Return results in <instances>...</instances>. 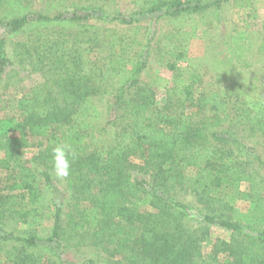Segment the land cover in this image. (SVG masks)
<instances>
[{
    "label": "trees",
    "instance_id": "1",
    "mask_svg": "<svg viewBox=\"0 0 264 264\" xmlns=\"http://www.w3.org/2000/svg\"><path fill=\"white\" fill-rule=\"evenodd\" d=\"M181 3L161 0L151 12L166 8L162 16L178 17L187 11ZM142 15L122 17L115 27L91 24L87 16L32 13L1 23L10 33L27 34L12 58L0 42V104L8 110L0 119V224L12 217L28 227L25 236H15L0 225V242L17 244L7 252L10 264H42L29 252L38 246L33 228L44 209L36 181L40 178L50 193L57 190L52 149L65 142L76 154L66 179L74 198L55 212L45 240L54 254L55 249L79 251L92 245L110 261L117 259L113 264H221V256L227 264H264V161L240 138L245 130L264 137V94L251 106L226 101L219 93L195 98L201 79L193 74L187 78L173 62L174 83L159 107L154 89L141 79L148 60L143 48L152 42L150 33H157L140 22ZM65 21L75 28L50 35L35 29ZM171 39L162 30L157 43ZM103 46L107 57L96 69L94 60ZM135 58L130 77L117 88L119 74ZM24 69L43 81L9 98L10 83ZM88 98L112 101L111 125L117 126L112 139L103 131L81 128L76 116ZM189 109L196 110L197 120L183 125ZM28 148L38 150L33 169H25L19 158ZM253 165L263 174L250 171ZM242 184L248 185L247 191L241 190ZM178 193L193 196L197 208L204 210L197 228L186 227L192 209L174 201ZM237 200L253 207L248 224L235 219ZM138 201L153 211L141 212ZM213 226L232 237L230 242L215 240L206 256L202 244L211 240Z\"/></svg>",
    "mask_w": 264,
    "mask_h": 264
},
{
    "label": "rangeland",
    "instance_id": "2",
    "mask_svg": "<svg viewBox=\"0 0 264 264\" xmlns=\"http://www.w3.org/2000/svg\"><path fill=\"white\" fill-rule=\"evenodd\" d=\"M161 0H0V42H5L8 57L12 58L13 51L21 39L27 37L25 33H10L9 28L1 23H7L24 14L71 17L74 15L87 16L91 24L115 27L118 19L131 17L134 13L143 12L138 17L144 26L154 28L157 32L149 39L152 42L143 48L144 57L147 56V66L141 79L149 83L155 91L159 107L166 103V90L173 86L175 74L171 70L173 62L178 69L187 73V78L192 74L201 79V84L195 86V98L202 93H219L220 96L231 102H240L251 106L258 95L264 94L262 77L264 75V52L260 48L264 38V0H178L183 11L178 17L162 16L163 8L159 12H151L154 5ZM163 2L169 0H162ZM168 5V9H169ZM199 7L190 10L192 7ZM174 7L171 9L173 10ZM189 9V10H188ZM181 11V10H180ZM35 29L44 35L53 34L59 30L63 32L75 28L72 22L54 23L49 26L36 25ZM165 30L172 34L171 40H162L157 43L160 31ZM153 31V32H154ZM37 33V32H36ZM25 34V35H24ZM159 34V35H158ZM107 57L106 46L101 47L94 60V66L99 69ZM138 58L130 62L117 80L116 87H120L130 77L131 71ZM17 68V66H14ZM5 80L7 78L5 77ZM43 78L39 74H31L29 70H22L20 77H15L7 89L8 97L12 98L23 93L24 89L39 85ZM191 82V81H190ZM200 82V81H199ZM4 91L1 84L0 93ZM1 95V94H0ZM112 101L109 98H88L80 107L76 116L85 131H103L106 138L112 139L117 126L111 125ZM0 104V119L8 115L7 108ZM197 120L196 110L189 109L182 117L183 125ZM241 142L252 147L261 160L264 161V137L254 136L251 130L240 133ZM36 148H28L21 152L20 159L25 169L34 168L33 158L37 154ZM239 156L240 153H237ZM242 157V156H241ZM244 158V157H243ZM250 161L251 159L247 158ZM134 163H141V159L133 157ZM250 171L261 173L256 166H251ZM52 181L56 187L50 193L37 178V185L43 192L41 210L43 219L33 228L38 235V246L29 252L38 257L42 264H113L117 259L110 261L105 253L98 247L88 245L83 249L64 250L55 249L45 241L54 225V216L57 207L73 200L74 195L66 188V180H59L52 173ZM248 185L242 184L241 190L247 191ZM174 201L191 207V214L186 220V227L195 229L203 223L204 210L197 208L194 197L189 194L178 193L173 195ZM135 206L141 212L153 211L146 202L138 201ZM253 207L245 202H235V219L248 224ZM0 224L7 235L25 236L28 229L16 218L5 217ZM253 227V226H252ZM261 229L260 227H255ZM5 234V235H6ZM232 233L226 229L213 226L211 240L202 244L206 256L212 252L215 240L230 242ZM43 240V241H42ZM14 241L0 242V264H10L8 251L15 247ZM221 264H227L224 256L220 257Z\"/></svg>",
    "mask_w": 264,
    "mask_h": 264
},
{
    "label": "clouds",
    "instance_id": "3",
    "mask_svg": "<svg viewBox=\"0 0 264 264\" xmlns=\"http://www.w3.org/2000/svg\"><path fill=\"white\" fill-rule=\"evenodd\" d=\"M75 155L71 144L67 142L52 149V171L57 179L66 180L69 177Z\"/></svg>",
    "mask_w": 264,
    "mask_h": 264
}]
</instances>
